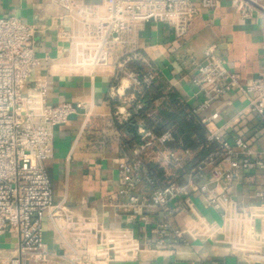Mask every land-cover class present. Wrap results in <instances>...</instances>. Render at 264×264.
<instances>
[{
  "label": "built area",
  "instance_id": "obj_1",
  "mask_svg": "<svg viewBox=\"0 0 264 264\" xmlns=\"http://www.w3.org/2000/svg\"><path fill=\"white\" fill-rule=\"evenodd\" d=\"M54 1L65 9L57 18V37L69 43L72 70L93 74L113 68L120 84L112 90L125 97L115 112L120 125L145 114L136 124L140 142L129 145L121 129L117 194L125 223L107 226L55 201L44 165L54 153V130L85 106L50 103L46 84L28 85L43 61L34 44L36 25L0 16V236L7 231L17 236L14 249L0 250V264H109L117 256L137 259L142 252L171 249L190 238L215 240L245 264H264V73L242 82L216 45L209 46L195 62L197 104L178 102L186 106L187 118L206 129V139L197 149L185 147L177 130L159 134L147 122L158 119L159 108L169 107L167 96L148 109L137 100L136 93L158 80L159 70L139 49L135 32L142 23L161 22L185 34L199 13L195 1ZM231 6L244 20L264 13V0H231ZM124 80L133 90L128 95L119 91ZM230 93L246 104L235 119L219 124L222 111L214 109L215 102ZM206 210L221 221L210 220ZM45 212L46 224L64 247L61 254L43 240ZM157 214L161 217L152 218ZM184 214L191 223L180 226L175 219Z\"/></svg>",
  "mask_w": 264,
  "mask_h": 264
},
{
  "label": "crops",
  "instance_id": "obj_2",
  "mask_svg": "<svg viewBox=\"0 0 264 264\" xmlns=\"http://www.w3.org/2000/svg\"><path fill=\"white\" fill-rule=\"evenodd\" d=\"M194 1L199 13L185 34L179 36L172 24L161 22L142 23L135 32L139 49L158 67L157 84L162 91L159 103L173 93L191 106L197 104V89L192 82L195 62L201 61L205 50L212 45H216L218 53L226 58L228 68L238 73L242 82L264 73V13L257 19L244 20L232 8L231 0H215V7L202 5L201 0ZM64 12L63 6L54 0H0V16H15L34 23L37 28L34 44L43 61L28 85L46 84L50 103L80 102L85 106L54 130V153L44 165L52 180L55 201L67 204L78 216H95L107 226H119L126 218L118 206L123 199L117 194L118 159L122 155L124 134L115 112L125 97L112 90L120 84L113 68H99L93 74L72 70L69 43L57 37V18ZM128 86V80H124L120 93L130 94ZM245 104L236 93L217 100L214 109L222 111L218 123L235 119ZM127 107L130 106L127 104ZM128 138L129 135L125 137ZM207 217L220 222L213 212ZM175 220L178 225L187 226L191 216L179 215ZM46 225L47 244L51 243L52 250L63 253L64 247L52 226ZM16 245L15 234L7 231L0 236V250L4 254ZM214 262L245 264L225 244L191 238L171 249L142 252L137 259L117 256L109 264ZM50 264L62 263L57 260Z\"/></svg>",
  "mask_w": 264,
  "mask_h": 264
},
{
  "label": "trees",
  "instance_id": "obj_3",
  "mask_svg": "<svg viewBox=\"0 0 264 264\" xmlns=\"http://www.w3.org/2000/svg\"><path fill=\"white\" fill-rule=\"evenodd\" d=\"M139 70L141 67L138 68ZM155 81L143 94L136 93L137 100L143 101L148 109L152 107L156 100L162 97V91ZM130 92H133L131 89ZM179 97L175 94L168 96V108H159L158 119L147 122L155 128L157 133H163L168 129L177 130L178 138H182L185 147L197 149L206 139V129L194 118H187L186 106L178 105ZM145 117L144 113L134 115L128 122L121 125V129L125 130L129 138L126 142L129 145L140 142V136L137 133V122ZM205 151H200L199 155H204ZM161 176L162 172L158 171Z\"/></svg>",
  "mask_w": 264,
  "mask_h": 264
},
{
  "label": "rangeland",
  "instance_id": "obj_4",
  "mask_svg": "<svg viewBox=\"0 0 264 264\" xmlns=\"http://www.w3.org/2000/svg\"><path fill=\"white\" fill-rule=\"evenodd\" d=\"M205 213H206V215L207 214H209V213H211V212H209V211H205ZM46 215H47V213L45 212L44 213V217H45V219H44V232H43V240H44V242L45 243H47L48 241H49V239L47 238V225H46ZM219 220H220V218H219ZM221 221V220H220ZM49 246H50V248H52V245H51V243L50 244H48Z\"/></svg>",
  "mask_w": 264,
  "mask_h": 264
}]
</instances>
